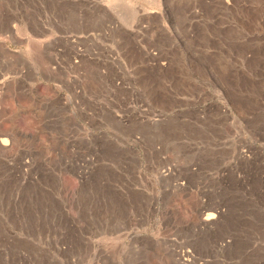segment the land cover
I'll list each match as a JSON object with an SVG mask.
<instances>
[{"label": "rangeland", "instance_id": "374dc122", "mask_svg": "<svg viewBox=\"0 0 264 264\" xmlns=\"http://www.w3.org/2000/svg\"><path fill=\"white\" fill-rule=\"evenodd\" d=\"M113 1L0 0V264H264V0Z\"/></svg>", "mask_w": 264, "mask_h": 264}, {"label": "crops", "instance_id": "0c3cea01", "mask_svg": "<svg viewBox=\"0 0 264 264\" xmlns=\"http://www.w3.org/2000/svg\"><path fill=\"white\" fill-rule=\"evenodd\" d=\"M6 33H0V36H4ZM117 206H114L111 210H109L110 220L106 224H100L98 222L97 225H92L93 229H105L107 230L110 237L103 238V243L107 242L106 244H109L112 242V244L120 243V240L122 239L123 235H125V230L127 227V221H126V210L124 209V199L118 197V200L115 202ZM121 205L122 208L120 207ZM99 221V220H98ZM90 223H88L89 225ZM98 234L93 235V238H98ZM112 240V241H110ZM110 241V242H109ZM106 247H103L102 250H106Z\"/></svg>", "mask_w": 264, "mask_h": 264}, {"label": "bare ground", "instance_id": "6f19581e", "mask_svg": "<svg viewBox=\"0 0 264 264\" xmlns=\"http://www.w3.org/2000/svg\"><path fill=\"white\" fill-rule=\"evenodd\" d=\"M113 2L115 4L117 2V0H114ZM211 218H213V217L210 216V217L206 218V220H210Z\"/></svg>", "mask_w": 264, "mask_h": 264}]
</instances>
